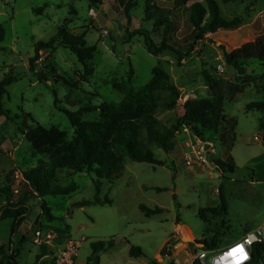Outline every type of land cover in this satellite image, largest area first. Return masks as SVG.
<instances>
[{"label": "rangeland", "instance_id": "obj_1", "mask_svg": "<svg viewBox=\"0 0 264 264\" xmlns=\"http://www.w3.org/2000/svg\"><path fill=\"white\" fill-rule=\"evenodd\" d=\"M128 1L102 0L100 6L91 8L86 0H0V26L6 34L5 40L0 41V84L14 78L2 100L10 117H0V207L6 203L2 190L9 187L13 198L17 199L26 190L22 173L46 163L26 140L23 130L36 124L45 129L56 127L66 140H73L74 130L62 111L76 112L104 103H121L123 95L113 85L123 83L131 68L135 72L132 84L135 90L151 81L155 67L171 75L172 82L181 91V98L175 111H160L158 118L173 127L183 116L187 101L194 96H208L209 92L211 96L210 89H205L204 70L225 83L241 86L243 93L233 102H224L225 129L215 135L212 142L203 143L190 130L182 128L175 132L174 152L167 154L154 148L156 158L164 161L165 166L127 159L119 179L102 181L98 199L109 198L112 205L96 204V176L85 173L72 176L69 171H59L53 186L75 183L78 189L68 196L30 200L31 214L13 239L20 264H34L37 258L34 255L41 253L33 243L37 228L54 233L64 242L81 241L77 264L87 263L92 255V244L111 241L114 248L100 254V264H170L188 243L195 241L200 245L217 234L219 254L264 222V111L246 110L251 103H264V68L255 66L240 76L226 64L221 50L223 46L231 53L264 35V14L261 15L264 0H230L227 4L218 0L225 18H244L245 25L237 32L208 35L196 46V55L181 62L172 52H164L159 57L150 55L144 39L139 36L129 44L121 43L134 31L148 30L154 42L160 45L163 34L153 31V23L146 21L147 6H153L151 10L171 9L175 0H140L138 7L131 11L130 20L125 13ZM44 6L47 8L43 14L34 12ZM99 15L107 18L114 29L102 26ZM185 21L182 11L183 32L176 34L180 38L188 35ZM63 26L77 36L87 33L88 45L97 48L92 61L95 74L88 83H81L79 89L67 87L60 79L79 82L82 66L59 42L53 49L40 52V58L35 61L36 73L30 70L36 44L49 42ZM104 30H108V35H102ZM27 114L34 122L26 118ZM99 117L96 112L85 114L82 119L95 121ZM202 146H205L203 158H209L208 164L201 160ZM229 158L235 164L233 174L211 166ZM222 185L229 195L228 214L216 220L208 217L210 222L205 223L198 214L219 205L218 190ZM86 201L93 204L77 207ZM43 202L55 220H49L43 212ZM140 205L150 209L159 207L164 212L146 217ZM7 220L0 222V238L6 234ZM181 237L189 241H182ZM10 238L11 235L8 240ZM133 247L141 249V258L130 256ZM189 248L190 252H196L195 243L189 244ZM38 264H52V260L42 259Z\"/></svg>", "mask_w": 264, "mask_h": 264}, {"label": "trees", "instance_id": "obj_2", "mask_svg": "<svg viewBox=\"0 0 264 264\" xmlns=\"http://www.w3.org/2000/svg\"><path fill=\"white\" fill-rule=\"evenodd\" d=\"M86 1L90 3L91 8L100 6L102 2V0ZM138 1L140 0L126 2L125 13L129 20L131 11L138 7ZM228 1L230 0H223V4H227ZM174 3L175 6L171 9L151 10L153 6H147L146 21L153 23V31H162L160 45L154 42L152 33L148 30L134 31L128 34L121 43L129 44L132 39L139 36L144 39L150 55L159 57L164 52H172L178 56V62H181L185 59H192L197 53L196 46L204 42L208 35L219 31L234 32L245 25L244 18H225L218 0H175ZM46 8L47 6L36 8L34 12L41 15ZM182 11L185 13V25L188 29V35L184 38L176 36L183 32L181 28ZM86 35L87 33L77 36L65 26L60 27L57 36L49 42L36 44L35 57L30 60V70L36 73L35 61L40 58V52L53 49L59 42L60 46L69 50L82 66L79 82L74 83L66 78L60 79L67 87L79 89L81 83H88L95 74L92 61L97 48L88 45ZM5 36L4 28L0 26L1 42L5 40ZM221 50L226 64L240 76L246 75L249 68L255 66L264 68V35L231 53L227 52L223 46ZM134 77L135 72L131 68L123 83L113 85L114 89L123 95V100L119 104L104 103L97 107L81 108L76 112L62 111L68 116L75 133L71 141L66 140L64 133L56 127L45 129L36 124L33 128L23 130L26 140L46 160V163L22 173L26 190L17 199L13 198L9 187L2 190L6 203L0 207V222L7 219H13L14 222L9 242L0 247V264H20L18 262L19 251L15 250L13 239L31 214L29 202L32 198L42 200L46 196H68L77 191L78 187L75 183L66 187L53 186L59 171H69L72 176L84 173L96 176V204L112 205L109 198L104 201L98 199L102 181L112 182L119 179L125 170L127 159L154 166H165L164 161L156 158L154 148L167 154L174 152L177 145L175 132L182 128L190 130L203 143L212 142L215 135L224 132L225 129L224 102H233L243 93L241 86L225 83L204 70V84L210 89L211 96L197 97L187 101L183 106V116L173 127L164 124L158 118L160 111H175L181 98V91L172 82L171 75L163 68L155 67L152 70L151 81L139 90L133 88ZM13 82L14 78H8L0 84V117H10V112L3 108L2 100L6 94V88ZM246 110L248 112L264 111V103H251ZM96 112L100 114L98 120L84 121L82 119L83 115ZM26 118L34 122L31 115L27 114ZM235 125L234 122L233 126ZM262 129H264V124H262ZM215 165L219 171L224 173L233 174L235 171V164L231 158L225 161L219 160L215 162ZM158 191L166 190L158 189ZM218 194L219 205L213 209L201 210L198 214L205 223L210 222L208 217L216 220L228 214V198L223 185L219 188ZM92 204V201H86L77 204V207ZM139 209L146 217L164 212L162 208L150 209L144 205H140ZM42 210L49 220H55L44 202ZM222 224L224 225L223 221ZM216 238L217 234L210 241L203 240L200 245L214 251L217 247ZM24 239L25 237H22V242ZM40 248L41 253L34 264L52 255L49 247L41 246ZM113 248L114 242L112 241L92 244V255L87 259L86 264H100V254ZM130 256L141 258L143 254L140 248L133 247L130 250ZM250 264H264V244L254 246Z\"/></svg>", "mask_w": 264, "mask_h": 264}, {"label": "built area", "instance_id": "obj_3", "mask_svg": "<svg viewBox=\"0 0 264 264\" xmlns=\"http://www.w3.org/2000/svg\"><path fill=\"white\" fill-rule=\"evenodd\" d=\"M262 13L261 15H263ZM102 35H108V30H104ZM222 73V67L218 68ZM259 141V139L257 138ZM204 147L200 152L203 163L209 162V158H203ZM17 193V191L15 192ZM33 243L35 246H47L53 249L51 259L54 264H77L79 250L82 246L81 241H62L57 235L49 231H43L37 228L34 232ZM196 244V252H190L189 246H186L177 257L172 260L173 264H250L252 261L253 248L257 244H264V233H253L246 235L240 242H237L227 248L221 253L210 259V256L215 254L206 249L203 245ZM191 243V244H192ZM243 247L244 251L240 252L238 249Z\"/></svg>", "mask_w": 264, "mask_h": 264}, {"label": "crops", "instance_id": "obj_4", "mask_svg": "<svg viewBox=\"0 0 264 264\" xmlns=\"http://www.w3.org/2000/svg\"><path fill=\"white\" fill-rule=\"evenodd\" d=\"M219 32H226V31H219ZM237 32V31H236ZM226 33H229V32H226ZM233 33V32H232ZM79 35H83V34H79ZM205 89H206V91H209L208 90V87H205ZM205 91V92H206ZM204 92V93H205ZM207 93V92H206ZM208 96H203V97H209L210 96V92H209V94H207ZM196 98V96H194V97H192V99H195ZM224 189H225V187H224ZM225 194H226V196H229L227 193H226V190H225ZM7 222H8V226H7V229H6V234H5V236L4 237H2V238H0V246L2 245V244H5V243H8L9 242V240H8V236L9 235H11V229H12V225H13V219H8L7 220ZM27 222V221H26ZM25 222V223H26ZM24 226V225H23ZM22 226V227H23ZM22 227H21V229H22ZM181 227L182 226H179L178 227V229H181ZM184 228V227H183ZM20 229V230H21ZM20 230H19V232H20ZM256 232H258V233H263L264 232V222L261 224V225H259V226H257L253 231H251V232H249L248 234H253V233H256ZM247 234V235H248ZM22 237H25V235H23ZM182 241L183 240H185L183 237H181L180 238ZM22 241V240H21ZM189 244H191V243H188L186 246H189ZM38 247V246H37ZM40 250H41V248L40 247H38ZM220 249H218V247H216V249L214 250V251H211V252H213V253H217L218 251H219ZM49 251H53V249L52 248H50L49 247ZM36 256H38V253L36 252V254L34 255V257H36ZM46 258H51V256L50 257H46ZM46 258H44V259H46ZM52 260V259H51ZM53 263V262H52Z\"/></svg>", "mask_w": 264, "mask_h": 264}, {"label": "water", "instance_id": "obj_5", "mask_svg": "<svg viewBox=\"0 0 264 264\" xmlns=\"http://www.w3.org/2000/svg\"><path fill=\"white\" fill-rule=\"evenodd\" d=\"M98 20L101 23V25L106 27L108 30H113L114 29V25L111 22H109L107 20V18H105L104 16L99 15L98 16ZM209 147L210 146L208 144H206V149H209ZM211 166L216 168V165L214 163H211ZM185 240L189 241V239H185Z\"/></svg>", "mask_w": 264, "mask_h": 264}, {"label": "snow or ice", "instance_id": "obj_6", "mask_svg": "<svg viewBox=\"0 0 264 264\" xmlns=\"http://www.w3.org/2000/svg\"><path fill=\"white\" fill-rule=\"evenodd\" d=\"M238 250H239L240 252H243V251H244V249H243L242 246H241Z\"/></svg>", "mask_w": 264, "mask_h": 264}, {"label": "bare ground", "instance_id": "obj_7", "mask_svg": "<svg viewBox=\"0 0 264 264\" xmlns=\"http://www.w3.org/2000/svg\"><path fill=\"white\" fill-rule=\"evenodd\" d=\"M184 236H186V234H183ZM187 237V236H186Z\"/></svg>", "mask_w": 264, "mask_h": 264}]
</instances>
